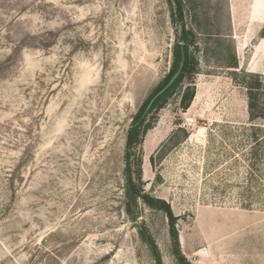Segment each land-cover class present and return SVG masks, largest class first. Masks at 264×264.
I'll list each match as a JSON object with an SVG mask.
<instances>
[{"label":"rangeland","instance_id":"obj_1","mask_svg":"<svg viewBox=\"0 0 264 264\" xmlns=\"http://www.w3.org/2000/svg\"><path fill=\"white\" fill-rule=\"evenodd\" d=\"M182 4L184 24L168 0H0V264H156L138 227L178 264L162 211L127 214L124 157L184 27L195 98L184 111L187 80L158 112L144 190L179 217L190 263L264 264V133L256 146L247 106L264 0Z\"/></svg>","mask_w":264,"mask_h":264},{"label":"trees","instance_id":"obj_2","mask_svg":"<svg viewBox=\"0 0 264 264\" xmlns=\"http://www.w3.org/2000/svg\"><path fill=\"white\" fill-rule=\"evenodd\" d=\"M169 4L174 7L173 15H179L178 20L184 24V10L182 0H168ZM176 6V8H175ZM264 31V27H263ZM190 33L184 27L181 34V39L183 42V50L186 54V62L184 69L174 83V85L163 95L161 96L153 105L150 112L146 116V118L141 121L139 124V120L141 119L149 101L152 97L157 94L161 89H163L173 75L178 70L182 59V47L179 42H176L173 45L172 49V65L170 72L164 78L162 83L156 88L153 96L147 100L139 110L138 114L134 118V122L132 127L130 128L127 138H126V149H125V181H126V212L131 217L133 221H137V215L135 213V208L138 207L139 201H142L146 206L153 210L162 211L167 218L168 227H169V235L172 242V253L176 258L178 264H192L187 258L184 256L179 241V231L177 229L179 217L176 216L173 212L171 205L164 199H159L150 196L144 190L142 179H143V160H142V145L144 139L151 130L157 121L158 112L166 105L167 101L173 96V94L179 89L185 81L189 80L188 85L183 91L181 98V105L183 110H187L190 108L194 98H195V83L193 81L194 75L197 70L198 63L196 59L191 54V46L192 42L190 41ZM261 45L257 47V52H259L264 47V33L262 34ZM230 68H235L232 66ZM255 73V72H253ZM251 79L250 84L247 86V106H248V114H249V123L251 124V138L255 145L259 146V141L262 138L264 133V129L260 126H257V122L264 120V76L261 74H251L248 75ZM180 133H184V135L180 137ZM189 135L185 129L180 128L176 131L171 138L164 144L160 150V153L166 148L164 153H159L158 157L161 160L167 150V147L173 148L179 143L185 142L188 139ZM179 138V139H178ZM257 157V160L261 159L258 154H254ZM264 164H260L258 167V172L261 174L263 170ZM251 201H248L246 208H250ZM140 236L142 240L148 245L154 261L156 264H162V260L157 249V246L149 233L143 230L141 227H138Z\"/></svg>","mask_w":264,"mask_h":264},{"label":"water","instance_id":"obj_3","mask_svg":"<svg viewBox=\"0 0 264 264\" xmlns=\"http://www.w3.org/2000/svg\"><path fill=\"white\" fill-rule=\"evenodd\" d=\"M183 44H181V47H182V59H181V62H180V65L178 67V70L176 71V73L173 75V77L170 79V81L168 82V84L163 88L161 89L157 94H155L152 99L149 101L141 119L139 120L138 124L143 121L146 116L148 115V113L150 112L151 108L153 107L154 103L161 97L163 96L173 85L174 83L177 81V79L180 77L183 69H184V66H185V62H186V54L183 50Z\"/></svg>","mask_w":264,"mask_h":264},{"label":"crops","instance_id":"obj_4","mask_svg":"<svg viewBox=\"0 0 264 264\" xmlns=\"http://www.w3.org/2000/svg\"><path fill=\"white\" fill-rule=\"evenodd\" d=\"M263 27H264V23L263 24H261V25H259V27H258V32L261 30V29H263ZM260 55H261V53H260ZM261 59H263L264 60V57H262ZM264 63V62H263ZM263 63L262 64H260V70L262 71V73H263V70H262V65H263ZM261 72H259V73H257V74H262Z\"/></svg>","mask_w":264,"mask_h":264},{"label":"built area","instance_id":"obj_5","mask_svg":"<svg viewBox=\"0 0 264 264\" xmlns=\"http://www.w3.org/2000/svg\"><path fill=\"white\" fill-rule=\"evenodd\" d=\"M262 70H263V73H262V74H263V76H264V64H263V66H262Z\"/></svg>","mask_w":264,"mask_h":264}]
</instances>
